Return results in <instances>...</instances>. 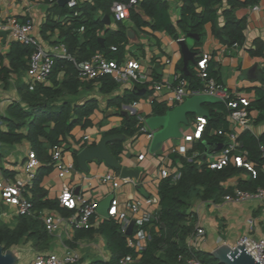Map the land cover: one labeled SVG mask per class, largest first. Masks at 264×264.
I'll return each instance as SVG.
<instances>
[{"label":"trees","instance_id":"obj_1","mask_svg":"<svg viewBox=\"0 0 264 264\" xmlns=\"http://www.w3.org/2000/svg\"><path fill=\"white\" fill-rule=\"evenodd\" d=\"M115 1L127 0H88L78 2L73 8L66 4L60 5L58 0H51L52 7L49 8L46 20L41 26V34L46 37L48 32H56L58 41L67 47L68 53L77 62L89 60L96 52H101L107 59L121 62L125 56V46L128 44L126 27L118 21L115 29L107 28L103 22L104 15L112 16L110 8ZM137 1L142 14L132 8L128 16L131 23L141 31L149 27L153 31H164L174 38L178 37L177 28L184 35L197 34L198 39H195L192 49L197 62L202 58L197 46L202 43L205 24L212 25V35L223 45L241 44L244 40L245 20L237 18L234 12L237 8L254 5L259 0H227V7L221 12L224 21L220 26L216 25V19L221 0H178L182 4L180 17L175 24L170 19L166 0ZM100 37L102 42L99 41ZM255 45L256 48L249 50L250 55L264 59V44L256 39ZM31 52V45L15 40L9 43L6 54L0 52V86L7 88L10 75L26 69ZM5 59L7 65L4 64ZM181 66L182 63H179L180 70ZM215 66L216 62L211 59L209 76L222 84ZM180 75L188 81L190 88L202 84L193 67L188 66V71ZM48 81L50 84H16L19 100L10 103L6 114L0 115V143L16 144L23 140L29 143L34 154L43 161L35 179L33 202L38 207L48 206L62 211L57 201L43 198L45 191L40 185L51 169V165H48L51 149L53 146H61L76 126L85 129L92 125L89 116L97 108V100L91 98L85 103L74 104L66 99L67 95L76 94L82 86L75 66L67 59H54ZM94 81H97L99 91L104 94L118 87V82L109 74ZM148 93V89L144 94L125 91L123 95L113 98L112 104L119 108L121 104H132ZM254 94L250 108L258 111L256 122L264 119V89L255 87ZM204 107L208 110L206 125L201 138L193 146L199 155L190 160L179 157L182 163L181 176L176 182L169 178L160 179L157 186V228L151 229L153 238L142 250L140 257L135 258V250L127 246V237L120 230L118 220L109 217L99 221L95 227L75 231L76 238L93 237L97 234L102 236L110 254L107 260L94 259L80 264H120L119 260L129 254L135 258L129 264H175L178 256H187L190 253L188 239L195 231L197 223V214L191 209L195 200L220 202L225 194L233 191L231 187L225 188L223 183L240 174H243V177L237 179V188L251 192L260 187L264 188V157L260 150V145L264 143V133L255 136L244 130L238 134L240 149L246 152L245 159L251 162L256 171L255 176H252V172L246 167H238L233 162L221 168H210L206 162L198 161L204 151L203 141L225 142L224 135H219L216 131H228L230 128L227 119L230 109L224 102H208L204 103ZM152 108L154 115H162L166 111L165 105L156 100H153ZM139 128L141 125L137 116L132 115L124 119L119 127L111 128L103 136L122 133L129 137L137 133ZM108 147L111 153L118 157L122 152V141L114 140ZM75 156L76 152H73L76 165ZM24 240L31 241L35 249L44 250L49 246L50 235L38 218L20 216L13 228L0 223V245L4 250ZM192 252L206 264H220L208 251L197 249Z\"/></svg>","mask_w":264,"mask_h":264},{"label":"crops","instance_id":"obj_2","mask_svg":"<svg viewBox=\"0 0 264 264\" xmlns=\"http://www.w3.org/2000/svg\"><path fill=\"white\" fill-rule=\"evenodd\" d=\"M77 1L83 2L88 0ZM166 1L169 5L168 13L170 19L172 23L175 24L180 17L182 3L178 0ZM255 4L259 5L258 10H251L250 7L252 5H250L237 8L234 12L237 18H244L245 20V28L243 30L244 40L241 44L234 43L231 46L223 45L214 38L211 32L212 25L207 23L204 26L202 43L197 46L201 56L208 55L210 56V60L212 59V61L216 62L215 69L219 71L221 83L230 92L236 91L243 94V91H254L253 86L256 85L258 81H251L244 77L241 78V72L244 69H248L254 63L259 64L264 77V59L260 56H252L249 53L250 49L256 48V39L262 41L264 44V0H259ZM51 7V0H0V22L7 16L15 17L20 21L31 18L34 24L33 34L45 47H49L53 44L60 43L56 32H48L46 37H43L40 31L42 24L46 20L48 10ZM226 7L227 0H221V5L218 9V17L216 19L217 26L223 24L224 19L221 12ZM133 8L141 13L138 5ZM118 21H121L126 27L128 35V44L125 46L126 52L124 59L132 58L137 60L140 63L141 71L146 76V80L144 83H135L131 80L124 79L118 82V87L114 91L104 94L99 91L97 81L79 79L82 82V86L79 87L76 94L67 95L66 99L72 101L74 104H82L94 98L97 100V108L89 116L92 125L85 129L79 125L76 126L71 131V135L68 136L60 146L63 160L71 161L74 164V170L67 174L65 179L58 177L57 170L51 164L50 156L48 165H51V169L49 173L44 176L40 184L45 191L44 199L55 200L58 203L57 195L60 192L62 184L66 183L70 186H74L76 192H80L83 197L88 199H94L99 202L106 196L112 195L113 198L118 200L121 208H124L128 202L140 201L143 209H152L154 206L148 204L147 200L152 196L158 197L157 186L161 179L158 176L159 167L165 165L171 170L180 171L182 165L179 159L180 156L190 160L195 153H199L197 150L193 149L194 143L198 139L185 141L184 136L194 132L196 118L203 115L188 113L187 124H179L181 136L170 137L164 140L161 146L154 151L151 150L152 138H150L148 134L149 128L145 124L146 118L154 116L152 112V102H150L153 96H155L157 102L165 105L166 111L180 105L168 100L169 96H171L168 90H162L159 94L154 92L153 85L157 82L165 81L174 82L175 84V77L186 73L188 71V66L191 68L193 67V70L197 72L195 56L188 62L186 67L184 66L181 47L179 42L176 41V39L184 37L187 47L193 52L192 49L194 48L195 38L190 37L188 34L184 35L178 28L177 38H174L164 31H153L149 27H145L144 30L141 31L131 23L129 17L119 20L114 13H112L110 17V24H104L107 28L115 29ZM11 41L14 40L9 32L5 37L0 35V52L2 54L7 53ZM179 63H182L181 70L178 68ZM4 64L7 65L6 59L4 60ZM26 70L27 67L19 73H12L9 77L7 88H4L2 85L0 86V115L6 114L10 103L19 100L16 89V84L18 82H24L30 85L37 83L28 78ZM61 77L62 74H60V78ZM42 83L50 84V81H48L47 78ZM135 86L144 91L135 92ZM147 89L150 90V93L132 104H121L119 108L112 104L113 98L123 95L125 91L144 94ZM254 96L251 97L252 100ZM202 107L208 112L204 107V103ZM132 115L137 116L139 124L141 126L145 125L147 131L142 132L139 128L137 133L129 137L122 133H115L124 136V139L121 140L122 152L118 157L114 156L118 164L117 169L108 166L104 160L97 159L87 161V171L82 170L78 166L77 161L75 165L73 152H76L77 156L78 152L83 148L95 146L102 138L114 135L108 134L103 136V134L111 128L119 127L124 119ZM255 115L256 117L258 116L257 110H255ZM207 116L204 117L206 118ZM3 126L2 124L1 127L3 128ZM248 131L255 136L263 134L264 119L256 122L254 121ZM237 132L239 134L241 130L238 129ZM142 133L144 137H140ZM86 136L88 139L85 138ZM170 139L172 141H169ZM113 141L114 140L109 141L107 147L110 142ZM66 148L69 149L66 150ZM29 151H32L31 147L25 140L16 144L0 143V181L4 179H14L16 177H25L24 163L27 160ZM218 151L219 150L212 155ZM240 151L245 152L241 149ZM202 154L203 152L201 156ZM36 158L38 160V166L36 168L37 176L39 168L43 165V161L37 156ZM244 158H246V153ZM123 167L138 170V177H128L129 180L123 182L120 175V170ZM104 174H112L114 177L110 182H100L99 178ZM239 177H243V174L227 179L223 183V186L225 188L231 187L232 190H234L237 188V179ZM35 179L32 186L26 192V197L32 202ZM138 185H140V189L137 188ZM33 204L38 212L54 213L63 217L69 216L73 212L61 207L59 203L58 205L62 208V211L48 206L38 207L34 202ZM193 205L191 209L197 214L196 227L204 229L205 232L200 239L195 240L196 242L193 241V247H196L195 250L199 249L210 252L223 243L234 246L239 237L245 234L251 235L254 238H264V201L255 199L233 203L226 202L222 198L220 202L216 203L212 201L195 200ZM128 213L129 215L131 214L130 212ZM19 217L15 207L6 204L0 195V223L13 228ZM103 219L104 217L96 213L92 217L91 227L97 226L99 221ZM76 230V228L65 230L64 227L60 226L53 235L48 232L50 235V242L48 248L44 250L35 249L31 241L25 240L13 246L18 258L17 264H29L37 254L45 252H55L59 255H63L66 252L75 253L79 258L77 264L90 262L94 260L91 259V257L103 255L102 253L104 252L96 247L97 243L94 241L96 238L101 237L104 243L102 236L97 234L93 237L76 238ZM106 251L104 258L97 257V259L107 260L110 254L107 249Z\"/></svg>","mask_w":264,"mask_h":264},{"label":"built area","instance_id":"obj_3","mask_svg":"<svg viewBox=\"0 0 264 264\" xmlns=\"http://www.w3.org/2000/svg\"><path fill=\"white\" fill-rule=\"evenodd\" d=\"M77 0H67L66 5L73 8L77 5ZM138 4L137 0L115 1L111 5V12L117 19L123 20L128 18L130 10ZM251 10H258L259 5L254 4ZM34 24L31 18L20 21L15 17L7 16L0 22V31L8 30L13 40L25 45L32 46V52L27 62V75L33 82L45 81L54 64V59H67L73 63L77 70V76L81 80H94L105 75H111L120 82L127 79L135 83H144L146 76L141 71L140 63L135 59H124L122 62L107 59L102 53H94L89 60L85 62H77L67 51V47L62 43H56L52 46L45 47L40 40L33 34ZM176 41H184V37L176 39ZM210 56L203 55L197 61V75L201 79V86L188 87L187 81L180 75L175 77L174 82L165 81L157 82L153 85V90L159 94L162 90H168L171 93L168 100L178 104L183 103L187 98L193 96H208L217 98L226 104L230 112L227 119L230 124L228 131L218 129L219 135H224L226 141L222 148L214 155L207 157L204 162L210 168H221L229 162H233L236 166H244L252 172V176L256 175L251 162L245 160L246 152L240 151V142L238 141V132L249 130L256 119L255 110L250 108L251 97H247L240 92H230L222 84L209 76L208 67ZM264 89V83H257L253 86ZM155 100L152 97L150 102ZM206 125V118L198 116L196 118L195 130L192 134L184 136L185 141L200 139L203 129ZM237 128V130H236ZM140 131H147L145 125L141 126ZM150 138L154 132L148 129ZM88 139V137H85ZM262 156L264 157V145H260ZM195 153L193 157L198 156ZM142 157V156H141ZM202 162L201 159L198 160ZM51 164L57 170V175L64 178L67 174L74 170V164L71 161H64L62 149L60 146H53L51 149ZM38 160L33 151H29L27 160L24 163L25 177H16L14 179H4L0 181V195L6 204L12 205L16 209L19 216L39 218L47 232L54 234L57 229L62 226L65 230L69 228L88 229L92 226V217L97 213L98 201L83 197L80 192H76L74 186L63 183L60 192L57 195L58 203L61 207L73 211L71 215L63 217L54 213H43L37 211L33 202L26 197V192L32 186L36 177V168ZM158 176L161 179L169 178L176 182L181 172L179 170H171L168 166L161 165L158 169ZM112 174H104L99 180L107 183L113 179ZM127 181L129 178H121ZM226 202L240 203L249 200L264 201V188H257L255 191H247L235 188L233 192L225 194L223 197ZM148 204L154 206L152 209H143L140 201L128 202L124 208H121L117 199L113 198L108 209V217H114L120 224V230L127 237V246L134 249L136 257L139 258L142 250L148 242L153 238L152 228H157V216L159 211L158 197H149ZM130 212L131 214L129 215ZM133 221V228L130 235L127 234V228ZM205 234L204 229L196 227L195 231L188 239L189 255L178 256L175 264H206L205 261L198 258L192 251L196 249L193 241L200 239ZM59 235V234H58ZM60 237V235H59ZM196 242V241H195ZM245 244V250L256 260H260L264 264V238H254L245 234L239 237L235 245ZM234 245V246H235ZM133 255H127L119 260L120 264H129L135 260ZM79 261L75 253H64L59 255L55 252L39 253L29 264H77Z\"/></svg>","mask_w":264,"mask_h":264},{"label":"water","instance_id":"obj_4","mask_svg":"<svg viewBox=\"0 0 264 264\" xmlns=\"http://www.w3.org/2000/svg\"><path fill=\"white\" fill-rule=\"evenodd\" d=\"M67 0H58L60 5L66 4ZM103 22L108 25L110 24V17L104 15ZM8 30L0 31V35L5 37ZM190 37L197 39L198 36L195 33L188 34ZM102 42V38H99ZM181 47V53L183 57L184 66L186 67L188 62L193 59L194 53L189 50L185 41L179 42ZM249 79L251 81H258L259 83H264L263 72L258 63H254L248 69H244L241 72V78ZM135 92H143V89H139L137 86L134 87ZM218 99L208 96H193L187 98L180 105L167 110L163 115H154L145 119V124L154 132L151 141V150L154 151L158 149L162 142L170 137H180L181 131L179 124H187V114L194 113L198 115L207 116L208 112L202 107L205 102H217ZM126 115V114H125ZM115 139H124L122 134L109 135L100 140L95 146L85 147L76 156V161L78 166L87 171L88 165L87 161L97 159L104 160V162L113 168H118L117 160L112 153H110L107 144L109 141ZM204 151L201 156V160L205 161L207 156H211L217 150H220L223 146L221 142H206L203 141ZM139 174L138 170L127 169L125 167L121 168L120 175L124 177H135L137 178ZM140 189V185L137 186ZM113 199L112 195L106 196L104 199L98 202L97 214L107 218L108 209ZM133 228V221L127 228V234L130 235ZM245 244L230 246L226 243L220 244L215 249L211 250L209 253L217 260L220 264H261V261H256L246 250ZM17 256L11 249L4 250L3 246L0 245V264H17Z\"/></svg>","mask_w":264,"mask_h":264},{"label":"rangeland","instance_id":"obj_5","mask_svg":"<svg viewBox=\"0 0 264 264\" xmlns=\"http://www.w3.org/2000/svg\"><path fill=\"white\" fill-rule=\"evenodd\" d=\"M243 94L245 95V96H247V97H253L254 96V91L253 90H251V91H249V92H247V91H243ZM140 137H144V134L142 133V134H140ZM141 141V140H140ZM169 141H172L171 139L169 140ZM143 143V142H142ZM144 144V143H143ZM66 178V176L63 178V179H65ZM62 179V178H61ZM194 206V205H193ZM191 208H193L192 206H191ZM223 236H225V235H223ZM95 243H97V246L96 247H98V248H100V250H102L104 253H102L103 255H101V256H93V257H91V259H97V257H101V258H104V256H105V254H106V248H105V244L103 243V241H102V239H101V237H98V238H96L95 240ZM14 248V247H13ZM13 248H11V250L14 252V253H16L15 251V248L13 249Z\"/></svg>","mask_w":264,"mask_h":264}]
</instances>
